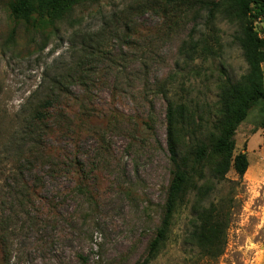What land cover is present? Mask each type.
<instances>
[{
  "label": "rangeland",
  "instance_id": "rangeland-1",
  "mask_svg": "<svg viewBox=\"0 0 264 264\" xmlns=\"http://www.w3.org/2000/svg\"><path fill=\"white\" fill-rule=\"evenodd\" d=\"M13 2L0 0V264L142 262L170 179L167 101L187 109L178 150L192 160L220 86L247 72L238 21L223 0H90L34 29ZM45 98L48 120L30 123ZM238 153L240 180L213 179L219 158L205 159L149 264H264V104Z\"/></svg>",
  "mask_w": 264,
  "mask_h": 264
},
{
  "label": "trees",
  "instance_id": "trees-1",
  "mask_svg": "<svg viewBox=\"0 0 264 264\" xmlns=\"http://www.w3.org/2000/svg\"><path fill=\"white\" fill-rule=\"evenodd\" d=\"M90 0H14L10 7L11 15L19 18L26 26L34 29L46 28L61 20L72 8ZM227 3L239 25L237 41L247 66V72L239 81H225L219 89L218 118L215 119L213 131L205 140L195 146L193 159L180 154L178 150V133L188 122L187 109L184 104L167 101L166 129L168 135V153L171 164L170 179L166 188L165 199L161 208L159 225L155 236L149 244L146 257L136 264H149L155 257L160 245L166 238L173 213L185 199L190 189L198 188L197 182L202 178L205 159L217 156L219 160L214 165L211 176L223 180L232 170L240 180L248 168L247 157L243 153L232 155L234 136L248 112L258 104H264L263 71L264 64V28L258 32L254 24L264 20V0H223ZM261 34V35H260ZM51 101L49 98L33 107L29 114V122L43 126L48 120L47 114ZM79 124L84 121L78 116ZM75 173L81 172L78 163ZM78 169V170H77ZM82 185L79 186L81 188ZM82 191V190H81ZM81 193H84L82 191ZM198 212V211H197ZM201 225H207L211 215L206 210L199 212Z\"/></svg>",
  "mask_w": 264,
  "mask_h": 264
}]
</instances>
